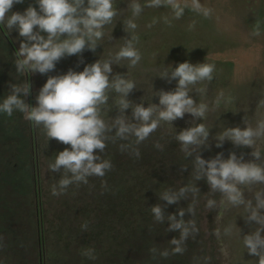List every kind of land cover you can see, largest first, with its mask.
<instances>
[{
  "label": "rangeland",
  "instance_id": "rangeland-1",
  "mask_svg": "<svg viewBox=\"0 0 264 264\" xmlns=\"http://www.w3.org/2000/svg\"><path fill=\"white\" fill-rule=\"evenodd\" d=\"M132 2L114 0L118 15L112 24L105 26L104 38L96 51L85 49L79 55L66 56L57 62L55 70L47 74L32 73L29 81L31 100L28 96L22 99L36 106V97L49 76L66 74L69 69L81 72L85 66L97 60L112 58L124 45L125 38H131L123 24L131 18L138 25L135 34L139 36V43L136 47L142 59L135 67H129L127 60H121L119 65L113 64L110 78L121 74L134 81L136 88L128 99L134 104L143 103L144 107H148L149 104H159L156 92L172 91L177 86L176 80L168 83L159 77L165 68L171 71V68L185 61L193 65L214 64L215 71L210 82L205 80L190 86L193 91L189 95L193 100L197 104L208 105L206 117L194 119L186 113L182 119L173 121L172 126L162 122L150 138L141 143L147 146L159 141L164 146L163 150H169L171 158H159V163L143 164L141 157L142 160L138 161L128 152H121L119 145L125 141L108 142L104 153L100 154L97 150L96 154L111 161V171L102 178L89 177L88 184L70 185L64 194L53 196L51 186L61 178L62 171L51 172L48 164L54 162L60 151L70 149V145L56 139L48 141L42 126L32 122L31 127L19 111H15L11 117L0 113V237L3 238L0 241V264H38V250H41L42 264H171L179 254L166 259L157 255L153 259L148 250L154 245L161 250H170L171 246L165 240L179 238V231H173L169 236L163 233L165 239L161 237L156 244L146 240L142 245L146 246L139 253L138 228L143 229L145 219L152 215L150 212L146 216L144 210L166 202L149 192L148 196H143L148 187H144L142 195L139 194L137 173L154 172V175L163 177L160 182L165 187L183 186L191 175L194 157L186 159L174 137L180 131L200 123L209 129V146L200 152L203 159L221 152L225 159L230 152H235L238 157L243 153L245 162L254 159L250 155L253 148L236 147L228 140L218 148L214 137L225 128H244V120L255 127L257 121L264 119V104L260 103L264 100V0H200L203 6L212 10L210 17L205 18L186 9L180 19H172V11L167 7H143L141 14L133 17L129 7ZM136 2L143 6L147 0ZM29 5L39 10L36 0H23V3L15 4L11 11L23 13ZM164 17L171 20V26L164 22ZM153 19L157 22L149 28ZM193 21L195 27L189 30ZM257 21L261 23V35L252 36ZM1 28L18 50L24 38L19 36L16 29L8 33L3 25ZM41 35L46 37L47 34ZM81 59L83 63H80ZM14 60L0 32V102L8 95L10 84L27 81L26 75L18 76ZM197 88H203L205 92L197 93ZM221 91L225 100L231 97L232 102H222L218 108H214V101ZM115 95L112 93L109 104ZM118 114V109L112 107L105 119L111 122V118ZM125 115L131 118L132 109L125 110ZM257 147L262 152L261 162H264V137L257 140ZM171 163L173 167L162 169L168 168L167 164L170 167ZM184 165L188 169L180 172V167ZM36 177L37 185L34 183ZM102 181L107 182L106 189L101 187ZM195 183L200 189L194 217L199 234L195 240L189 238L186 242L187 251L179 257V260L184 258L186 261L181 264H193L194 255L211 257L210 264H258V257L250 255L243 245V236L257 225L245 222L242 206L229 205L223 209L207 210L206 200L214 198L219 201L220 193L214 196L209 194L206 178L200 180L199 184ZM262 188L264 185L245 189V197L252 199L255 191ZM182 200L167 205L172 214H177V219L178 210L186 209L191 197ZM184 219H192L191 213L186 212ZM85 221H88L89 227L82 232L81 225ZM151 221L154 223V220ZM229 225H233L232 234L226 236L224 228ZM157 227L163 228L160 224ZM216 229L220 230L219 238L213 234ZM261 234L264 236V233ZM87 247L95 250L97 259L91 260L81 255L82 249Z\"/></svg>",
  "mask_w": 264,
  "mask_h": 264
},
{
  "label": "clouds",
  "instance_id": "clouds-1",
  "mask_svg": "<svg viewBox=\"0 0 264 264\" xmlns=\"http://www.w3.org/2000/svg\"><path fill=\"white\" fill-rule=\"evenodd\" d=\"M23 0H0V25L8 33L16 29L23 37L19 49L15 52L14 64L18 76L32 73L47 74L55 70L57 62L66 56L79 55L85 49L92 52L104 38V28L112 24L118 15L114 0H36L38 9L29 5L23 12H12L15 4ZM133 17H138L143 7H167L172 11V19H180L186 9L210 17L212 10L203 6L200 0H147L141 5L136 0L129 5ZM157 21L153 19L148 27ZM164 22L171 26V20L164 17ZM124 30L130 34L125 38L124 45L110 59L97 60L84 67L83 71L76 72L71 69L66 74L49 76L36 97L37 105L31 106L22 97L30 94L31 85L28 81L10 84L8 95L0 102V113L11 117L15 111L23 114L24 119L42 126L48 139H56L65 145H70L55 156L54 162L48 164L51 172H61V178L51 186V195L59 196L66 192L70 185L88 184L92 176L104 177L112 170L113 165L109 159H103L108 142L121 143V152H128L136 158L140 157L139 145L155 132L161 123L172 126V122L182 119L186 113L194 119H204L209 107L205 103H196L189 95L192 87L202 81H211L215 71L214 64L190 62L179 63L174 69L167 68L159 75L168 83L177 81L172 91L160 90L156 92L159 104H134L128 99L129 94L136 88L134 81L121 74L110 75L113 64H120L121 60L129 61V67H135L142 59L137 49L139 36L135 34L138 25L134 19H126ZM195 27V21L189 25V30ZM46 33V37L41 35ZM252 36L261 35V23L257 21L251 32ZM63 37V38H62ZM194 49V48H193ZM83 63V59L80 60ZM203 94L205 89H195ZM115 93V99L109 104V99ZM222 102L231 103L232 98L225 100L221 91L214 101V108ZM264 104V100L260 102ZM112 107L118 109L119 114L105 119V115ZM131 108L132 116L125 115V110ZM135 121V122H133ZM244 128L229 127L217 134L216 147H222L225 140L231 141L236 147H250V155L254 158L245 162L243 153L238 157L230 152L227 159L223 153L214 158L205 160L200 152L208 147L209 129L200 123L186 128L175 135L180 150L185 158L194 157L191 161V180L174 189L165 187L157 194L165 204H156L150 207L155 224H163L166 220L169 227L165 232L179 231V238H172L168 243L170 250L159 249L155 245L149 248L153 259L157 255L168 258L170 255H183L187 251L189 238L195 240L199 234L196 220V204L200 189L196 181L206 178L210 187L209 194L214 196L220 193V199L208 198L205 203L207 210L223 209L227 206L243 207L242 215L247 224L253 222L257 227L249 234L243 236V245L247 252L258 257V264H264V188L255 191L252 199L245 197V189L251 190L256 185H264V162L262 152L257 147V140L264 137V119L257 121L255 127L250 126L246 120ZM115 130V131H113ZM154 147L163 150V145L157 141ZM97 150L100 154H96ZM187 165L180 167V172L186 171ZM101 187L106 189L107 182L102 181ZM191 197L188 207L180 208L177 214L165 215L167 205L177 204L180 200ZM191 213L192 219L185 221V213ZM220 214V213H219ZM89 223L81 225L82 232L88 230ZM233 225L224 228V235L232 234ZM151 230V226H150ZM241 231V230H240ZM217 238L221 233L216 229L213 233ZM0 237V241H2ZM81 255L95 260V250L91 247L82 249ZM193 264H210L211 257H192Z\"/></svg>",
  "mask_w": 264,
  "mask_h": 264
},
{
  "label": "trees",
  "instance_id": "trees-1",
  "mask_svg": "<svg viewBox=\"0 0 264 264\" xmlns=\"http://www.w3.org/2000/svg\"><path fill=\"white\" fill-rule=\"evenodd\" d=\"M0 32H1V36H2V38H3V40L5 41V43H6V46L10 49V51H11V54L13 55V58L15 59V52L17 51L16 50V48H15V46L13 45V43L10 41V39L7 37V35L5 34V32L3 31V29L1 28V25H0ZM27 76V81L29 82L30 81V76H31V74H27L26 75ZM30 83V82H29ZM28 98H29V101L31 100V98H30V94L28 95ZM28 124L31 126V127H33L32 126V122H30V121H28ZM33 135V134H32ZM150 138V137H149ZM155 143V142H154ZM154 143H150V144H148L147 146H142L143 144H141V146H139L140 148H139V150H140V157L143 159H141L140 157L138 158V161H139V159H141L142 161H143V164H144V162L145 163H148V165L150 164V163H157L159 160V158L160 159H166V158H171V154H170V152H169V150H163V152H160V150H158V149H156L155 147H154ZM145 145V144H144ZM213 153V152H212ZM213 156H216V155H214L213 154ZM213 156L212 157H209V156H207L206 157V159L205 160H209V159H211V158H213ZM35 163V162H34ZM159 163V162H158ZM167 166H168V168H166V167H162V169L163 170H167V169H169V168H171V167H173L172 166V163L170 164V167H169V165L167 164ZM34 168H35V166H34ZM137 178H138V182H137V184H138V192H139V194H141L142 195V191H144V187L146 188V187H148L147 188V192L146 193H144L143 194V196H148V192L149 193H151L152 195H154L155 197H157V194L159 193V191L160 190H162L163 188H165V186L163 185V183H161L160 182V180H161V178L163 179V177H159V176H157V175H154V172H153V174H146V173H144V172H141V171H139V173H137ZM157 179V180H156ZM187 180L185 181V183L184 184H187L190 180H191V178H190V176L189 177H187L186 178ZM198 184L200 183V180L199 181H196ZM35 185H37V183H38V179H37V177L35 178ZM173 188V187H172ZM174 189H178L177 187H174ZM36 192V198H38L39 196H38V193H37V191H35ZM144 198V197H143ZM37 201H39L38 199H37ZM180 201H183V200H180ZM38 205H39V203H37ZM38 208V207H37ZM164 211H165V215L167 216V215H169V214H172V211L170 210V208H169V206H166L165 207V209H164ZM144 213H145V215L147 216L148 214H150V210H144ZM174 213V212H173ZM142 218V217H141ZM143 219H145V218H143ZM146 221H144V226H143V229H141V228H138L139 230V236H138V244H140V246H142L144 243H146V240L147 241H153V242H155V244H156V242H159V240H161L162 238L161 237H163L164 239H165V236H163V233H164V235H168V234H170L171 232H173V231H171V232H165L164 230L166 229V228H168L169 227V223H168V221L166 220L163 224H160V227H163V228H158L157 227V224H155V223H153L151 220H153V216L151 215V217L149 218V216H148V218H146L145 219ZM143 221V220H142ZM140 226V225H139ZM150 226H151V230H150ZM141 229V230H140ZM176 231H174V233H175ZM173 234V233H172ZM169 236V235H168ZM167 236V238H169ZM148 237V238H147ZM151 239V240H150ZM164 239L162 240V241H164ZM167 243L169 242V240H165ZM152 242V244H154ZM165 242V243H166ZM162 243V242H161ZM168 245H169V243H168ZM139 246V248H141L140 250H139V253L141 254V251H142V249L146 246H142V247H140ZM146 256L148 255V253L147 252H143ZM179 257H180V254H179V256H176V258H174L173 259V261H172V263L171 264H181V262L182 263H185V261L183 260V259H181L180 258V260H179Z\"/></svg>",
  "mask_w": 264,
  "mask_h": 264
},
{
  "label": "flooded vegetation",
  "instance_id": "flooded-vegetation-1",
  "mask_svg": "<svg viewBox=\"0 0 264 264\" xmlns=\"http://www.w3.org/2000/svg\"><path fill=\"white\" fill-rule=\"evenodd\" d=\"M40 246H41V245L39 244L38 247L41 248ZM38 253H39V255H40V258L37 259V260H38V264H42L41 250H40V251L38 250Z\"/></svg>",
  "mask_w": 264,
  "mask_h": 264
}]
</instances>
